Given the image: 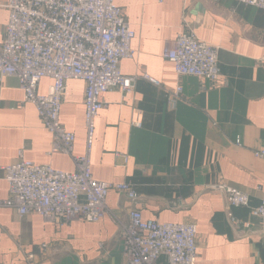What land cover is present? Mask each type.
<instances>
[{
  "label": "crops",
  "instance_id": "crops-1",
  "mask_svg": "<svg viewBox=\"0 0 264 264\" xmlns=\"http://www.w3.org/2000/svg\"><path fill=\"white\" fill-rule=\"evenodd\" d=\"M115 2L135 31L136 54L122 59L120 70L137 79L129 94L117 87L104 94L91 168L99 181L133 184L138 197L111 191L102 219L69 224L0 206V264H123L117 219L126 221L132 207L144 219L193 222L198 264H264L259 220L245 207L231 208L230 219L224 194L211 188L220 182L233 185L249 194L251 207L264 198V158L254 154L264 148V11L236 0ZM7 20V8L0 7V43ZM183 29L219 47L218 81L178 75L162 57L165 43ZM51 82L43 77L37 91L45 94ZM178 85L182 97L172 109L168 93ZM84 90L82 79H69L60 110V121L75 133V154L84 153L86 145ZM22 100L17 79L3 77L0 165L15 161L23 149L36 164L73 170L68 155L49 154L51 135L34 105ZM7 197L0 170V199ZM41 243L47 245L43 252L37 251ZM29 252L34 253L30 261Z\"/></svg>",
  "mask_w": 264,
  "mask_h": 264
},
{
  "label": "built area",
  "instance_id": "built-area-1",
  "mask_svg": "<svg viewBox=\"0 0 264 264\" xmlns=\"http://www.w3.org/2000/svg\"><path fill=\"white\" fill-rule=\"evenodd\" d=\"M236 1L264 11V0ZM0 7L8 10L0 43V80L6 76L17 79L22 102L34 105L42 126L51 135L49 154H66L74 164L71 171L36 164L26 159L20 149L15 161L0 165L8 184V197L0 199V206L14 208L20 216L35 213L48 222L69 224L75 219H102L111 191L136 200L138 193L133 184L94 178L90 159L96 118L106 106L104 94L115 87L129 94L137 79L120 70V61L136 54L131 45L135 31L122 8L115 0H0ZM218 52L217 45L183 29L165 43L162 57L173 64L178 75L216 82L222 76ZM43 77L52 80L45 94L37 91ZM143 77L159 85L146 73ZM71 78L85 82L86 145L82 154H75V133L60 121L66 82ZM181 97L182 87L178 85L168 93L169 107L174 109ZM254 154L264 158V148ZM211 188L224 194L230 219L231 208H249L264 233V198L258 206L251 207L249 194L233 185L220 182ZM117 225L123 264H158L160 257L166 264H198L193 222L144 219L142 212L132 207L127 220L117 219ZM46 246L41 243L37 251L43 252ZM27 259H34V253L29 252Z\"/></svg>",
  "mask_w": 264,
  "mask_h": 264
}]
</instances>
